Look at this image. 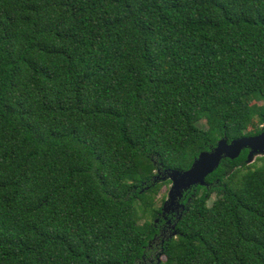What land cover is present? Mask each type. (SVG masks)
I'll use <instances>...</instances> for the list:
<instances>
[{"label":"trees","instance_id":"16d2710c","mask_svg":"<svg viewBox=\"0 0 264 264\" xmlns=\"http://www.w3.org/2000/svg\"><path fill=\"white\" fill-rule=\"evenodd\" d=\"M263 126L264 0H0V264H264L249 150L157 207Z\"/></svg>","mask_w":264,"mask_h":264},{"label":"water","instance_id":"95a60500","mask_svg":"<svg viewBox=\"0 0 264 264\" xmlns=\"http://www.w3.org/2000/svg\"><path fill=\"white\" fill-rule=\"evenodd\" d=\"M244 150H249L248 164L254 163L255 157L264 156V126L262 132L255 136L243 137L231 142L225 137L212 150L200 153L190 169L186 171L167 169L164 172H159L158 179L170 180L172 183L168 192V199L162 208L163 217L170 214L176 217V223L172 227L169 238L178 234L176 224L186 209L182 202L184 193L193 187L207 186V177L220 167L224 159L235 160L241 156Z\"/></svg>","mask_w":264,"mask_h":264},{"label":"rangeland","instance_id":"374dc122","mask_svg":"<svg viewBox=\"0 0 264 264\" xmlns=\"http://www.w3.org/2000/svg\"><path fill=\"white\" fill-rule=\"evenodd\" d=\"M261 157H264V156H257V157H255V159H254V163H255L257 166H261V165L264 164V161H262V160L260 159ZM258 159H260V160H258ZM170 188H171V184L168 185V186H165V187L162 189V191H161V193H160V195L158 196V199H157V207H161V206H162V208H163V205H164V203H163V198L165 197L166 200L168 199V192H169ZM166 200H165V201H166ZM167 216H169V215H167ZM167 216L164 217V218H167ZM167 237H168V236H167ZM168 238H169V237H168Z\"/></svg>","mask_w":264,"mask_h":264},{"label":"flooded vegetation","instance_id":"af4514ba","mask_svg":"<svg viewBox=\"0 0 264 264\" xmlns=\"http://www.w3.org/2000/svg\"><path fill=\"white\" fill-rule=\"evenodd\" d=\"M167 219V218H166ZM173 218L172 217H169L168 219H167V222H166V225L165 226H163V228H162V230H161V235L162 236H167V235H169L170 233H171V230H172V227H173V225L175 224L174 222H176L175 220H174V222H173ZM161 222V220H159V223ZM174 223V224H173Z\"/></svg>","mask_w":264,"mask_h":264}]
</instances>
